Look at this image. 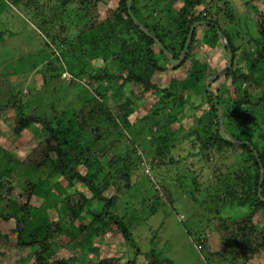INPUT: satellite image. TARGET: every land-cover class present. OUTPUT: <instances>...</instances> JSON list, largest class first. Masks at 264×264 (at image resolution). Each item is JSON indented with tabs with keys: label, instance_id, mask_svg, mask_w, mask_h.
<instances>
[{
	"label": "trees",
	"instance_id": "16d2710c",
	"mask_svg": "<svg viewBox=\"0 0 264 264\" xmlns=\"http://www.w3.org/2000/svg\"><path fill=\"white\" fill-rule=\"evenodd\" d=\"M4 1L27 14L34 12L38 31L45 36L44 51L53 55L39 70L44 74V84H47V76L52 79L65 72L72 84L84 80L90 88L85 87L83 99L75 107H51L49 118L28 112L14 95L6 104L0 105V116L13 111L2 120L13 134H22L32 124L44 130L43 137L24 156L22 164L40 169L49 163L58 175V181L51 188L45 184V189L26 180L14 196L11 182H3L0 174V203L8 202L11 210L5 216L0 213V219L12 220L14 227L8 236L15 237L18 246L37 248L31 264H67L51 256L53 245L63 247L78 237L85 242L86 235L92 238L90 242L96 243L103 235L113 232L121 235L124 243L132 248V258H108L103 250L88 248L100 256L97 264H137V257L142 255L145 264H174L154 250L141 253L128 228L132 221H124L128 214L122 217L112 210L137 186L144 194L150 187L155 200L171 203L175 194L180 191L183 194L185 186L179 184L186 183L183 180L185 172L186 176L191 175L188 182L196 187L199 176L192 174L185 158L173 155L178 133L196 147L205 166H209L215 155L224 161L213 167L210 177L217 182L213 185L217 193L209 195L208 200L247 205L249 210L238 218L221 216L219 209L214 211L206 227L194 238V244L204 242L207 236H214L219 244V251L214 256L223 264H248L259 259L264 253V202L261 201L264 199V91L257 95L253 91L259 85L264 86V66H261L264 61V11L252 6L257 35L256 38L250 36L247 45L254 49L242 51L240 55L242 47L234 43L232 34L214 17L216 11L211 12L209 7L198 10L205 3L202 0H131L130 13L127 0ZM39 1L43 4L39 5ZM112 1L117 2L114 7ZM250 1L245 0L243 5H251ZM233 12L229 9L223 14L224 18L232 22ZM71 14L76 35L68 41L60 34L64 33L65 21ZM61 20L64 25L61 23L57 30H51L50 26ZM194 24L197 25L184 61L173 67L164 50L172 59L178 60ZM142 29L155 36L164 50ZM200 29L203 34L198 40ZM218 32L228 43L232 62L222 77L209 82L208 91L205 86L207 78L220 72L229 58L226 46L219 41ZM50 45L60 49L62 55L51 51ZM200 46L212 51L222 48L226 62L211 72L206 63L194 56V50L198 51ZM189 59L185 81L171 78L166 86L159 84L165 73L184 67ZM99 61L100 65L95 66L94 63ZM253 86L256 88L252 89ZM134 88L142 98L147 96L154 103L140 121L131 122L136 103L129 98L130 95L118 105V114L111 110L107 98H113L119 92L124 94L126 90L131 93ZM112 90L117 93L112 95ZM202 93L209 107L193 119L189 128H183L178 118L185 104L192 96H201ZM220 118L228 140L220 135ZM229 139L243 144H233ZM103 140L107 141V147L98 146ZM118 145L121 150L111 153L110 150ZM240 156H243L242 162L237 163L234 173L226 174L220 170L225 168L226 160L232 159L231 163H234ZM180 163H183V169L178 170ZM261 171L263 180L259 185ZM174 177L175 181L172 180ZM141 179L146 185L137 183ZM173 182L180 188H172ZM77 185H81L88 195L77 190ZM208 187L204 189L210 191L212 186ZM52 188L61 197L54 201L58 205V216L50 221L39 209H34L35 214L31 213V202L36 195L48 200ZM204 197L200 201L206 206L208 203ZM194 201L199 203L198 199ZM154 209L151 208L152 213ZM37 213L40 214L38 227L30 229L28 238H25V231L35 225ZM137 213L132 207L129 217L138 221L137 217L141 216ZM65 224L70 231L63 233ZM58 233L67 237L66 244H57ZM186 233L194 236L189 230ZM198 245L200 249L205 248L203 244Z\"/></svg>",
	"mask_w": 264,
	"mask_h": 264
},
{
	"label": "rangeland",
	"instance_id": "374dc122",
	"mask_svg": "<svg viewBox=\"0 0 264 264\" xmlns=\"http://www.w3.org/2000/svg\"><path fill=\"white\" fill-rule=\"evenodd\" d=\"M202 1L205 3L201 7H198V10L201 11L203 8L209 7L211 12L216 11L214 13L216 16L214 17L218 18L220 25L232 34L234 43L240 46V48L242 47L240 55L242 51L247 52L248 49L250 52L253 51L254 47L247 45L248 38L250 36L256 38L257 35L253 25L252 6H256L264 11V0H251V5L248 6L243 5L245 0ZM116 3V1H112L111 6L114 7ZM42 4L43 2L39 1V5ZM229 9L234 11L232 22H229L223 15ZM33 13L31 11L27 14L22 9L8 6L6 1L0 0V105L6 104L7 100L14 95L16 96L15 100L25 105L28 112L40 117L49 118L51 114L48 112L55 105L61 107L77 106L76 104L82 101L84 96L83 90L86 86L88 87V84L84 80H76L72 84L70 77L65 72L56 75L52 79H49V76H47V84H44L45 78L42 77L44 74L39 73V70L52 59L53 55L44 51L45 36L38 31ZM73 17V14L69 15V18L65 21L64 33L60 34L68 41L72 40L76 35L73 27ZM61 23L64 25L63 20L52 24L50 26L51 30H57ZM236 31L238 32L237 35L235 34ZM202 34L203 30L200 29L197 34L198 40ZM47 42L50 41L48 40ZM49 48H52L51 51L59 53V55L63 53L53 45H50ZM196 50H194L195 58L206 63L211 72L217 71L226 62L223 60V49L220 47L212 51L200 46L198 51ZM40 63L43 64L41 65ZM100 63V61L95 62L94 65L98 66ZM189 65L190 59L184 67L168 71L163 75L162 83L159 82V84L166 86L171 78H176L178 82L185 81L184 78L186 77V70ZM261 66H264V61L261 63ZM79 82L82 85H78L77 83ZM255 88L256 86L252 87V89ZM262 91H264V86L259 85L257 86V90L253 91V94L257 95L262 93ZM115 92L117 93V90H112V95ZM128 96L136 103V109L130 117V121H140L154 101L147 96L142 98L138 91H136V88L131 93L126 90L124 94L119 92L117 96L107 98L108 105L114 114H118V105L124 102ZM205 102L203 93L201 96H192L187 104H185L183 112L178 118L179 124L185 129L189 128L193 119L201 116L203 111L209 107ZM12 114L13 111L10 110L0 116V174L3 175L1 180L3 182L7 180L11 182V186L14 188L12 191L14 196L19 193L21 186L26 180L39 184L42 189H45V184L51 188L58 181L57 172L53 170L52 164L48 163L40 169H32L22 164L24 156L43 137L44 130L41 129V126L32 124L22 134L15 135L2 121L6 116ZM178 136L180 138L178 137V140L174 142L173 155L185 158L190 170L193 172L192 174L199 176L196 187L193 183L188 182L191 175L186 176L187 172H185L183 180L186 183L179 184L185 186L182 188L183 194H181V191L175 194L171 203L163 204L158 202L152 197V193L149 191L150 187L147 186L148 192L145 191L146 194H144L137 186L126 196H123L112 211L122 217L128 214V218H124V221H132V226L128 228L132 240L141 253L154 250L160 254L161 258H167L173 261L174 264H220L221 260L216 259L214 256L219 251L217 239L214 236H207L204 242L199 241L200 243L198 244L205 246V248L200 249L198 244H194V238L206 227V222L213 216L214 211L219 209L218 212L221 216L238 218L248 213V206L208 200L209 195L217 193V190L214 189L216 187H213L217 182L210 177L212 170H214L213 167L219 166L224 161H221L222 158L215 155V158L210 160L209 166H205V162L199 157L196 147H193L192 143L184 139L181 134L178 133ZM106 143L107 141L103 140L98 146L107 147ZM120 148L119 145L115 146L110 152L115 153L117 150H121ZM242 159L243 156H240L234 163H231V161L233 162L232 159L231 161L226 160L225 168H220V170L222 172L225 171L226 174L234 173L237 170V163L240 164ZM180 168L183 169V163H180V166L177 167L178 170ZM206 169L210 171H206ZM175 179L174 177L172 180L175 181ZM137 183L139 185L145 184L142 179ZM170 186L175 189L180 188V186H174V182ZM208 186H212L210 191L204 189ZM40 187L39 189L42 191ZM76 188L79 191L85 192V189L81 185H77ZM195 189L199 191L197 192ZM51 190L52 194L48 200L44 196L36 195L32 198L31 202L33 206L31 213L35 214V210L39 209L42 216L47 217L50 221L52 218L58 216L59 209L57 203H55V199L59 201L61 197L53 188ZM191 190L192 195L190 194ZM85 193L88 195V192ZM192 196L194 200L198 199L199 203L195 202ZM203 197L206 198L205 200L208 203L206 206L201 205L202 201L200 200ZM9 205L5 201L0 203V213L2 215L5 216L11 212L8 207ZM132 207L137 209L138 216H141L140 218L137 217L138 221H134L132 216L129 217ZM153 207L155 209L152 213L151 208ZM39 215L38 213L36 214L35 225H32V227H29L25 231V238H28L30 229L38 227L37 217ZM262 215L264 217V213ZM32 224L34 223L32 222ZM13 227L12 220L4 221L0 219V264H31L37 248L34 246H18L15 237L8 236ZM188 230L194 234L193 238L186 233ZM68 231H70V228L68 224H65L63 233ZM58 234L60 237L58 236L56 239L57 244H66L67 237L62 236L63 234L61 233ZM81 239L78 237L75 241L63 247L53 245L50 251L51 256L57 260H64L67 264H97L100 256L94 251H88V248H98L107 252L108 258H116L117 256L132 258V248L127 243H124L121 235L117 233L113 232V234L108 233L103 235L96 243L90 242L92 238L88 235L85 236V242H81ZM221 259L224 260L223 258ZM137 264H145L143 255L137 257ZM248 264H264V253L259 259L253 260Z\"/></svg>",
	"mask_w": 264,
	"mask_h": 264
},
{
	"label": "water",
	"instance_id": "95a60500",
	"mask_svg": "<svg viewBox=\"0 0 264 264\" xmlns=\"http://www.w3.org/2000/svg\"><path fill=\"white\" fill-rule=\"evenodd\" d=\"M130 7H131V0H127V10H128V13H130ZM133 21H134V24H135L137 27H140V24H139L135 19H133ZM196 25H197V24H194V25H192V26L190 27V31H189V35H188V39H187V42H186V45H185L184 52H183V54L180 56V58H179L178 60H174V59H172V58L169 56V54L163 49V47H161L160 43L157 41V39H156L155 36L149 34L145 29H142V30H143V32H145L150 38H152L153 40H155V41L157 42L158 46L161 47V50H164V54H165L166 58L168 59V61L170 62V64H171L173 67H176V66H179V65L184 61V58H185V55H186V53H187L188 46H189V43H190V39H191V37H192L193 31H194V28L196 27ZM218 36H219V39H220V41H221V44H223L224 46H226V48H227V52H228V57H229V58H228V62H227V64H226V66H225L220 72H218L217 74H215V75H213V76L207 78V80H206V82H205V86H206L207 90H208V84H209L210 81L215 80V79H217V78H219V77H222V76L226 73V71L231 67L232 54H231V51L229 50L228 43L226 42L225 38L223 37V35H222L220 32H218ZM208 91H209V90H208ZM219 122H220V124H221V126H220V135H221V137H222L223 139H226V137H225V135H224V132H223V125H222L223 121H222V118L219 119ZM226 140H228V139H226ZM229 141H230L231 143H233V144H236V145L243 144V143L237 142V141H235V140H231V139H229ZM247 145H248V144H247ZM248 147H251V146L248 145ZM254 155L256 156L255 153H254ZM257 161L259 162L258 159H257ZM259 166L261 167V165H259ZM262 180H263V171H261V177H260L259 185H261ZM260 192H261V190H260V188H259V190H258V196H259V197H260ZM261 201L264 202V199H261Z\"/></svg>",
	"mask_w": 264,
	"mask_h": 264
}]
</instances>
